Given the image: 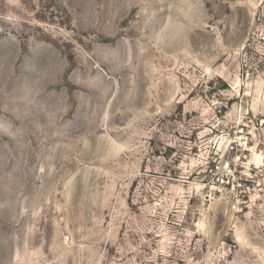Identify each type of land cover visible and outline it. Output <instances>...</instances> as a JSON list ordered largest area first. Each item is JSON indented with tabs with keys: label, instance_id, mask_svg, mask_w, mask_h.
Masks as SVG:
<instances>
[{
	"label": "rangeland",
	"instance_id": "obj_1",
	"mask_svg": "<svg viewBox=\"0 0 264 264\" xmlns=\"http://www.w3.org/2000/svg\"><path fill=\"white\" fill-rule=\"evenodd\" d=\"M0 264H264V0H0Z\"/></svg>",
	"mask_w": 264,
	"mask_h": 264
}]
</instances>
